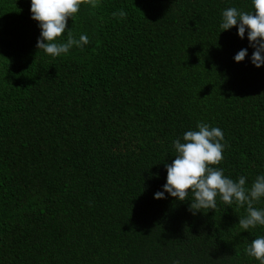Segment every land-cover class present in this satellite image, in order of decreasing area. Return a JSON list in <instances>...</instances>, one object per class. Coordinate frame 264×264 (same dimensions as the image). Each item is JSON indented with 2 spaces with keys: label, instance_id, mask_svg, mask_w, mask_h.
Here are the masks:
<instances>
[{
  "label": "trees",
  "instance_id": "16d2710c",
  "mask_svg": "<svg viewBox=\"0 0 264 264\" xmlns=\"http://www.w3.org/2000/svg\"><path fill=\"white\" fill-rule=\"evenodd\" d=\"M229 7L254 11L85 0L58 39L89 43L51 58L30 0H0V264H259L245 248L264 226L240 228L246 206L153 198L173 140L200 122L224 134L212 167L245 187L264 175V65L233 60L254 49L220 29Z\"/></svg>",
  "mask_w": 264,
  "mask_h": 264
},
{
  "label": "clouds",
  "instance_id": "9594fccd",
  "mask_svg": "<svg viewBox=\"0 0 264 264\" xmlns=\"http://www.w3.org/2000/svg\"><path fill=\"white\" fill-rule=\"evenodd\" d=\"M85 0H30L31 18L38 22L40 34L36 47L42 49L51 58L69 53L73 46L83 48L89 43L87 35L81 34L75 39L71 34L66 41L58 38L66 33L67 21L79 11ZM95 7L97 0H90ZM254 11L246 13L235 7H229L222 12L219 25L221 30L236 26L238 37L243 39L247 33L249 46L254 49L248 55V49H240L233 57L235 62H241L248 56L249 62L255 67L264 65V0H252ZM123 18L126 13L121 10L113 13ZM183 141V142H182ZM224 134L219 127L207 123H197L195 129L185 131L182 137L173 140L175 158L171 163H165L166 182L162 190L153 193L154 199H165L167 196L179 201L187 199L189 192L193 199L189 200V210L195 214L201 209L217 207L219 196L226 205L238 204L246 206V215L238 220L240 228L264 226V208L254 207V203L264 198V175H257L251 187H245L247 178L243 175L237 179L224 175L223 168H215L223 159L225 148ZM248 256L259 264H264V236L251 240L245 248ZM176 264H179L177 261Z\"/></svg>",
  "mask_w": 264,
  "mask_h": 264
}]
</instances>
